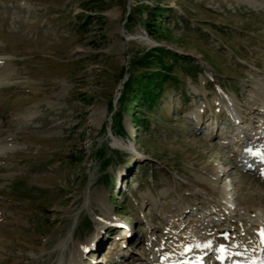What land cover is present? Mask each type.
Returning a JSON list of instances; mask_svg holds the SVG:
<instances>
[{
    "label": "rangeland",
    "instance_id": "1",
    "mask_svg": "<svg viewBox=\"0 0 264 264\" xmlns=\"http://www.w3.org/2000/svg\"><path fill=\"white\" fill-rule=\"evenodd\" d=\"M0 60V264H151L170 215L219 217L202 184L264 206L230 146L233 115L258 125L264 0H0Z\"/></svg>",
    "mask_w": 264,
    "mask_h": 264
},
{
    "label": "bare ground",
    "instance_id": "2",
    "mask_svg": "<svg viewBox=\"0 0 264 264\" xmlns=\"http://www.w3.org/2000/svg\"><path fill=\"white\" fill-rule=\"evenodd\" d=\"M7 64L8 63L0 60V80L3 79L5 75V73H3L5 70L1 69L2 67L6 68ZM258 96L259 98L254 102L255 106L253 107L254 113L259 116L258 125H256L257 127L253 130V137H258V139L254 140L255 144H252L251 147L259 151H264V147H257V145H261L258 140L260 141L264 137V94H258ZM236 118V115L232 116L233 132L231 133L236 134L237 137H235L233 143L231 142L230 146L233 148L235 159L238 160L237 156L239 152L247 151L248 147L247 149L245 147L251 143L249 140L253 141V139H251L252 137H248L249 133L243 132V127L237 125L238 121ZM218 126L216 125V127ZM213 136L215 137V134ZM227 136H229V134L226 132L225 137ZM229 144L230 143L227 141L222 142V145L226 147L229 146ZM3 150L5 149H0V154L5 153ZM253 160L256 163L262 164L260 167L255 165H252V167L259 173L260 177L262 176L264 178V160L260 157L256 160L254 158ZM229 163L230 161H226V164ZM196 191H198L196 194L207 195L205 209L209 211H218L219 213L217 214H219V217L216 219L210 218L206 221L210 213L204 216L198 214L195 218L186 217L182 219L178 216L177 218L176 215H170L166 226L167 229L164 234V239L166 241L159 242L155 245L156 248L148 250V254L153 258V263L151 264H180L182 262L181 259H184L183 257L185 255L193 256L191 259L192 264H224V258L229 256L230 253L234 256L244 257L247 261L252 258H258L256 264H262L261 257H264V236L261 235V232H264V206L259 205V203L255 202L252 198L245 199V202H243L245 203L244 207H242L241 203L235 205L229 194L225 193V190H218L220 196H214V192L205 184H202ZM230 210L232 213L229 212ZM172 218L175 220L173 221ZM126 224L127 223H124L120 228L121 234L119 236L123 237V239L126 237L125 240L127 241L128 234L130 236L132 229ZM223 230L228 231L227 237L225 235H217L218 232ZM215 232H217V234H215ZM65 241L67 242V240ZM65 241H61L59 245L63 246ZM208 242H211V247H203V245ZM86 244L87 242L83 244L84 246H82L77 253V262H79V254L81 255L83 253L86 246H89L88 248H93V246ZM197 244H200L201 247H196ZM221 245L225 248L224 252L219 251ZM186 247L191 248V251H185ZM212 252L216 254L209 259V254ZM120 256H122L125 261L128 260L125 259V255L121 254ZM221 256H223V259H219ZM125 261L123 262L126 264ZM62 262L63 261L60 260L58 264H62ZM247 263L249 264V262Z\"/></svg>",
    "mask_w": 264,
    "mask_h": 264
},
{
    "label": "snow or ice",
    "instance_id": "3",
    "mask_svg": "<svg viewBox=\"0 0 264 264\" xmlns=\"http://www.w3.org/2000/svg\"><path fill=\"white\" fill-rule=\"evenodd\" d=\"M247 151H249L250 153H252L253 155L259 156L262 160H264V151H255L253 152V150L251 148L247 149ZM224 235L227 237V233H224ZM261 235L264 236V232H261ZM196 247H201L200 244H197ZM203 247H211V242H208L207 244H204ZM185 251H191V248L186 247ZM219 251L224 252L225 248L223 245L220 246ZM219 259H223V256L219 257ZM262 264H264V262H262Z\"/></svg>",
    "mask_w": 264,
    "mask_h": 264
},
{
    "label": "trees",
    "instance_id": "4",
    "mask_svg": "<svg viewBox=\"0 0 264 264\" xmlns=\"http://www.w3.org/2000/svg\"><path fill=\"white\" fill-rule=\"evenodd\" d=\"M146 60H148L147 57H146ZM140 65L143 66V67H146V68H148V69H149V67H150V66H147L146 63L144 64V63H142V62H140ZM165 67H166V68H165L166 71H168V73H169L168 76H170V74L172 75V67H171V65H169L168 68H167V66H165ZM164 80H165V79H164Z\"/></svg>",
    "mask_w": 264,
    "mask_h": 264
},
{
    "label": "water",
    "instance_id": "5",
    "mask_svg": "<svg viewBox=\"0 0 264 264\" xmlns=\"http://www.w3.org/2000/svg\"><path fill=\"white\" fill-rule=\"evenodd\" d=\"M224 233H226V230H223V231H222V234H224Z\"/></svg>",
    "mask_w": 264,
    "mask_h": 264
}]
</instances>
